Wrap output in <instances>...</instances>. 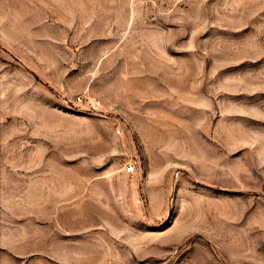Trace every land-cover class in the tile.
<instances>
[{
    "label": "rangeland",
    "instance_id": "1",
    "mask_svg": "<svg viewBox=\"0 0 264 264\" xmlns=\"http://www.w3.org/2000/svg\"><path fill=\"white\" fill-rule=\"evenodd\" d=\"M0 264H264V0H0Z\"/></svg>",
    "mask_w": 264,
    "mask_h": 264
},
{
    "label": "built area",
    "instance_id": "2",
    "mask_svg": "<svg viewBox=\"0 0 264 264\" xmlns=\"http://www.w3.org/2000/svg\"><path fill=\"white\" fill-rule=\"evenodd\" d=\"M134 171V167L133 166H129L128 168H127V172H133Z\"/></svg>",
    "mask_w": 264,
    "mask_h": 264
}]
</instances>
